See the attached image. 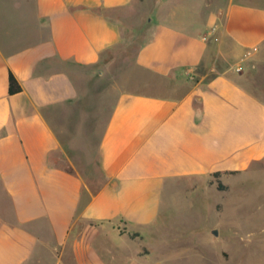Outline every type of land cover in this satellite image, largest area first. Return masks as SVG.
<instances>
[{"label": "crops", "instance_id": "1", "mask_svg": "<svg viewBox=\"0 0 264 264\" xmlns=\"http://www.w3.org/2000/svg\"><path fill=\"white\" fill-rule=\"evenodd\" d=\"M206 1L0 0V264H164L118 226L264 162V0Z\"/></svg>", "mask_w": 264, "mask_h": 264}, {"label": "rangeland", "instance_id": "2", "mask_svg": "<svg viewBox=\"0 0 264 264\" xmlns=\"http://www.w3.org/2000/svg\"><path fill=\"white\" fill-rule=\"evenodd\" d=\"M210 1L201 4L202 21L205 13L217 5ZM146 35V31H139L135 41L128 42L110 58L107 69L111 76L132 61ZM108 85L107 81V93ZM89 105L91 119L93 108L106 109L105 116L108 115V97L100 100L97 94L91 95ZM93 132V129L89 130L91 141ZM86 168L85 178L91 184L101 181L91 161ZM215 180L214 186L206 185L187 193L186 200L184 193H177L183 200L171 203L173 208L165 222L143 233L119 225L121 231L129 233V254H148L164 260V264H264V162L253 165L242 175L224 177V183L220 181L224 190H218V180ZM214 230L217 235L212 234Z\"/></svg>", "mask_w": 264, "mask_h": 264}, {"label": "trees", "instance_id": "3", "mask_svg": "<svg viewBox=\"0 0 264 264\" xmlns=\"http://www.w3.org/2000/svg\"><path fill=\"white\" fill-rule=\"evenodd\" d=\"M21 91H22L21 86L19 85V83L17 82L15 77L12 74H10V76H9V93L11 95H13V94H17ZM230 174L233 175V174H236V172H230ZM212 176H213V178L218 180V185H217L218 190H224L225 186H223L219 181V177L221 176V173L216 172Z\"/></svg>", "mask_w": 264, "mask_h": 264}, {"label": "water", "instance_id": "4", "mask_svg": "<svg viewBox=\"0 0 264 264\" xmlns=\"http://www.w3.org/2000/svg\"><path fill=\"white\" fill-rule=\"evenodd\" d=\"M212 234L217 235V230H214Z\"/></svg>", "mask_w": 264, "mask_h": 264}]
</instances>
